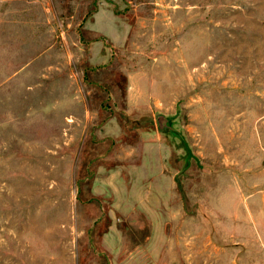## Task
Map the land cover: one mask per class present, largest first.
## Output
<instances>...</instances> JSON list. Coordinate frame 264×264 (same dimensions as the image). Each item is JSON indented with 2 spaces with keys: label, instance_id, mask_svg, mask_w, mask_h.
<instances>
[{
  "label": "rangeland",
  "instance_id": "374dc122",
  "mask_svg": "<svg viewBox=\"0 0 264 264\" xmlns=\"http://www.w3.org/2000/svg\"><path fill=\"white\" fill-rule=\"evenodd\" d=\"M0 264H264V0H0Z\"/></svg>",
  "mask_w": 264,
  "mask_h": 264
}]
</instances>
